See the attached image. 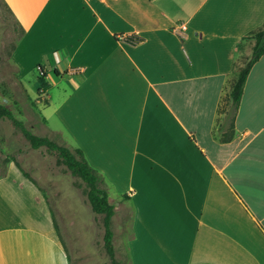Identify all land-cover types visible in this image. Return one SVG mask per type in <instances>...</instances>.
Wrapping results in <instances>:
<instances>
[{
    "label": "crops",
    "instance_id": "1",
    "mask_svg": "<svg viewBox=\"0 0 264 264\" xmlns=\"http://www.w3.org/2000/svg\"><path fill=\"white\" fill-rule=\"evenodd\" d=\"M3 2L19 78L48 83L43 125L129 209L126 264H264V54L226 120L264 0ZM38 189L6 163L0 264H72Z\"/></svg>",
    "mask_w": 264,
    "mask_h": 264
},
{
    "label": "rangeland",
    "instance_id": "2",
    "mask_svg": "<svg viewBox=\"0 0 264 264\" xmlns=\"http://www.w3.org/2000/svg\"><path fill=\"white\" fill-rule=\"evenodd\" d=\"M21 33L5 3L0 0V104L8 106L15 119L32 133L57 138L58 142L73 150L71 145L65 144L60 132L50 133L43 125L42 114H50L53 108L46 95L50 90L38 93L40 83L35 71H25L24 78L20 79L17 68L10 61L11 51ZM10 160L43 194L72 264H113L103 242V215L92 211L86 184L72 174L53 151L45 146L32 148L20 129L5 118L0 119V176ZM116 201H111L114 206V259L119 264H126L130 212L124 206H115Z\"/></svg>",
    "mask_w": 264,
    "mask_h": 264
},
{
    "label": "trees",
    "instance_id": "3",
    "mask_svg": "<svg viewBox=\"0 0 264 264\" xmlns=\"http://www.w3.org/2000/svg\"><path fill=\"white\" fill-rule=\"evenodd\" d=\"M264 54V25L254 32V44L250 58L246 61L243 67L238 70V76L234 83L230 96L231 105L226 115V120L232 125L234 115L239 106L240 98L243 92V86L246 81L248 72L252 65ZM38 81L40 86L37 89L38 93L43 92L48 88V83L45 81V74L40 70ZM9 119L22 132L23 136L28 139L32 148L36 149L45 146L53 151L58 159L67 166L70 172L78 176L87 186V199L94 213L103 215L101 219L104 226L103 242L107 254L113 264H119L114 259V248L112 245L113 230L112 217L114 215V206L109 202L107 193L104 189L102 176L94 170L83 156L82 150L75 148L70 150L63 143L58 142L57 138L47 135H37L32 133L25 125L15 119L8 106L0 104V119ZM227 140L228 138H224Z\"/></svg>",
    "mask_w": 264,
    "mask_h": 264
},
{
    "label": "built area",
    "instance_id": "4",
    "mask_svg": "<svg viewBox=\"0 0 264 264\" xmlns=\"http://www.w3.org/2000/svg\"><path fill=\"white\" fill-rule=\"evenodd\" d=\"M186 29V25H184L183 23H180L178 25V27H174L173 28V32L178 35L179 37L183 36V31Z\"/></svg>",
    "mask_w": 264,
    "mask_h": 264
}]
</instances>
